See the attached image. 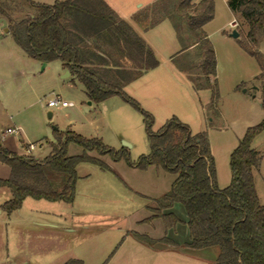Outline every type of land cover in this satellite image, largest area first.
<instances>
[{"label": "trees", "instance_id": "trees-1", "mask_svg": "<svg viewBox=\"0 0 264 264\" xmlns=\"http://www.w3.org/2000/svg\"><path fill=\"white\" fill-rule=\"evenodd\" d=\"M19 1L34 12L16 19L4 0H0V16L7 20L15 42L33 59L42 62L60 60L84 85L91 101L99 103L118 96L141 113L150 151L133 161L126 147L115 150L101 138L86 137L67 129L54 130L55 141L50 142V153L38 159L8 150L0 137V162L10 168L9 177L0 178V187H8L12 193L3 208L12 212L27 197L72 203L80 163L108 168L100 157L91 154L97 151L100 155L110 154L116 161L126 160L135 168L157 166L176 175L161 207L176 202L185 206L191 235L189 246L218 247V264H264V205L259 200L253 175V170L261 164L262 154L252 147L255 137L264 130V118L246 130L232 151L229 161L231 182L227 187L219 188L207 133L194 134L177 116L168 119L154 132L153 115L124 91L125 85L160 63L152 48L128 22L120 19L104 0H57L53 4ZM172 2L160 0L151 9L156 13ZM228 5L248 26L239 44L257 60L261 69L257 78L261 80L264 109V54L259 49L264 42V0H229ZM214 13V0L199 3L178 0L171 13L164 15L173 20L180 33L182 22L176 17L186 14L188 28L195 36L194 43H202L203 60L199 70L204 76L205 87L213 91L211 107L219 96L217 81H211V77L217 75V59L202 27L213 19ZM160 20L152 19L147 27L156 26ZM193 68L190 66L186 70L189 78L197 82ZM70 143L80 145L82 154L69 155ZM163 216L166 225L178 221L174 215ZM64 264L84 262L72 258Z\"/></svg>", "mask_w": 264, "mask_h": 264}, {"label": "rangeland", "instance_id": "rangeland-1", "mask_svg": "<svg viewBox=\"0 0 264 264\" xmlns=\"http://www.w3.org/2000/svg\"><path fill=\"white\" fill-rule=\"evenodd\" d=\"M39 1L50 4L55 2V0ZM176 1L178 0H173L172 5L167 8H159L158 14L152 19L156 20L166 13H171ZM228 1L214 0L217 14L207 26L209 40L216 53L217 75L213 81H217L219 96L213 107L203 108L205 114L201 121L204 128L199 131L207 133L215 166L221 174L224 165L228 169V152L233 142L235 143L236 136L243 138L249 127L263 120L249 125L254 120L253 115L263 109L260 102L262 97L260 80L253 78L260 73V67L257 60L239 44V39L247 33L248 26L238 13L230 9ZM4 3L16 19L25 16L26 13L34 12L28 6L22 5L19 0H4ZM186 17L184 16L183 19ZM232 19L239 23L238 27L234 26L235 29L241 27L242 35L239 30L238 38L231 36L235 29L227 24ZM188 27L187 23L181 25L182 36L189 30ZM180 43L185 44V41L180 39ZM202 49L203 47L199 46L192 51L195 60L198 56L196 53L200 54ZM259 49L264 54V42ZM186 55L173 62L178 69ZM257 86L259 88L256 91L254 87ZM202 90L205 91L201 94L202 97L209 95L211 102L212 89ZM124 91H127L126 85ZM253 91L256 97L252 96ZM57 95H61L71 104L67 107H49L48 101ZM115 99L121 101L119 98ZM89 102L84 85L73 75L68 74L60 60L48 62L43 68L41 61L31 58L15 42L12 34L4 32L0 27V136L3 143L15 147L21 153L24 149L20 148L19 143L24 139L35 145L27 155L44 158L51 151L50 142L55 141L53 132L57 127L60 131L71 129L77 133L83 132L87 137L105 136L106 139L103 141L111 140L115 149L126 147L133 161L149 153L150 141L141 113L123 102H120L122 103L120 107H113L114 102H93V104ZM173 107L177 112H181L182 115L179 116L182 119L189 121L192 132L196 134L199 128L197 115H190L187 113L190 112L189 110L186 112L189 115H185V112ZM49 112H52V117H49ZM165 112L162 110V113L159 111L158 115H153L154 132L160 130L166 120L173 117V115H165ZM175 116L181 119L178 115ZM16 126H20V131L5 133L9 127ZM110 127L118 134L117 136L112 137L109 132ZM123 140L134 145L128 146ZM252 147L264 149V130L255 137ZM82 152L83 148L80 145L69 144V155H79ZM91 154L112 165L113 169L102 175L101 168L97 167L96 174L92 172L93 164H80L76 207L81 208L84 213L81 216L69 217V221L73 219L77 231L68 235V258L83 256L86 264H106L109 255L123 237L119 231L111 228L112 224L118 223L123 226L129 221L135 224V220L147 215L143 206L149 200L134 193L133 186L146 190L149 196L161 195L170 188L176 175L157 166H152L148 172H144L132 168L126 160H114L110 154L100 155L97 151H92ZM11 197V190L8 187H0V201ZM29 199L35 201L33 198ZM176 206L182 213L185 212L182 203L179 202ZM126 214L130 215V219H125ZM0 219H3V216H0ZM11 228L3 220L0 222V264H22L14 256L15 242L12 239Z\"/></svg>", "mask_w": 264, "mask_h": 264}, {"label": "crops", "instance_id": "crops-1", "mask_svg": "<svg viewBox=\"0 0 264 264\" xmlns=\"http://www.w3.org/2000/svg\"><path fill=\"white\" fill-rule=\"evenodd\" d=\"M34 1L47 3L39 0ZM104 1L120 19L128 22L134 31L146 41L160 62L157 67L144 71L136 79L127 84V91L125 92L135 98L141 106L152 115H158V112L160 111V113H162V110L166 111L165 115H182L180 114L181 112H177L173 106L177 107L180 111L185 112V115H189L186 114L187 110H189L190 112L187 113H190V115H197L196 120L197 123H199L197 132L199 133V131L204 128L203 121H201L203 114H205L203 108L210 106L211 103L209 95H204L203 97L201 95L205 92L202 89L206 88L204 76L201 75L199 70V65L203 60V49L200 54L196 53L198 55L197 60L194 59V53L192 52L197 47L202 46V43H194L195 36L192 34L190 29L185 33V37L182 36V33L177 31L173 20L169 17L163 16L156 26L147 27V25L152 21L153 16L158 14L157 12L153 13L151 7L160 0ZM200 1L201 0H193L194 3H199ZM216 14L215 7L213 19H215ZM178 16L179 17H176V19L181 20L182 24L188 23L186 18L183 19L186 15L183 14ZM1 17L2 16H0V18ZM212 20L205 23L202 27L208 38L210 34L207 31V26ZM233 20L234 19L230 20L227 24L232 26ZM232 28L235 29L234 26H232ZM236 30L239 32L238 28H236ZM180 39H183L185 44H181ZM189 40L190 42H188ZM185 54H187V57L184 59V62L178 66V69L173 62ZM42 63L43 68L48 65V62ZM190 66L194 67L193 76L197 78V82L189 78L190 74L186 69ZM67 71L69 72V75H71L68 69ZM260 73L255 75L253 78L257 80ZM213 79L214 78L211 77V81H213ZM260 83L259 86H261ZM258 88V86L254 87V90L257 91ZM252 93V96L256 97V93L254 91ZM115 98H119L121 101H116ZM106 102H114L112 103L113 107H120L122 104L120 102L128 104L118 96L111 97L99 103ZM260 102L262 106V97H260ZM70 104L71 103H69V105ZM89 104H93V101L90 100ZM162 106H164L163 109ZM263 118L264 111L262 109V111L258 112L256 115H253L254 120L249 125L255 124ZM181 121L186 124L188 123L187 125H189L188 120L182 119ZM15 128H18L19 131L21 129L20 126H16ZM57 130L59 129L57 128ZM109 132L112 137L118 135L111 127ZM81 135L84 136V133ZM98 138H101L102 140L106 139L105 136ZM240 139L241 136L237 135L235 143L233 142V145L230 147L228 152L229 161L230 155L234 148L238 145ZM110 141L111 140H105L104 143L115 149L112 147L114 144H111ZM123 142L126 145L128 143V146L134 145L129 141L123 140ZM19 144L20 148L24 149V152L19 153V150L15 147L3 143L8 150L16 152L19 155H27L30 153L28 152V147L32 143H28L23 139L20 140ZM256 150L262 154V161L260 166L253 170V175L259 200L264 205V149ZM229 161L227 165L228 169L226 165H224L225 168L223 170V174H221L218 167L215 166L216 181L219 188H225L231 182V169ZM80 164L77 166V173ZM106 164L108 165V168L106 169L93 164L94 167L92 168V172L96 173L97 167H99L101 168L100 174L104 175V172H108L110 169H113L112 165L109 163ZM151 167L152 166L147 169L140 170L148 172ZM9 175V166L0 162V178L5 179L8 178ZM99 177L103 176L99 175ZM78 184L79 178L76 184V193L78 190ZM171 186L165 193L157 196H149V192H146V190L133 186L132 191L134 193L144 196L149 200L148 203H145L143 206L147 211V215L143 216V218H140L139 220H135V224L131 221L127 222V224H124L123 226L118 223L115 225L112 224L113 226H111V228L119 231L123 237L122 240L117 243L114 251L109 255L106 264H218V247L210 246L204 248H193L189 246L191 242V235L186 208L183 213L181 209L178 210L176 204L179 202H176L166 208L161 207V201L170 191ZM29 198L31 197L25 198L21 206L12 212H8L3 208L4 203L10 198L0 201V216H3V219H0V222L3 220L7 226L10 225L12 227V239L15 242V258H17L22 264H64L67 260L72 258L81 259L84 264H86V260L83 256H69L70 258H68L69 251L67 238L69 234L77 231V227L73 225V219L69 221V217L81 216L84 213L81 208L76 207L77 194L75 195V199L72 203H66L64 201H48L44 199H34L35 201H30ZM169 214L174 215L178 221L171 225H166L163 215ZM126 218L130 219V215L126 214L125 219Z\"/></svg>", "mask_w": 264, "mask_h": 264}, {"label": "built area", "instance_id": "built-area-1", "mask_svg": "<svg viewBox=\"0 0 264 264\" xmlns=\"http://www.w3.org/2000/svg\"><path fill=\"white\" fill-rule=\"evenodd\" d=\"M237 25H238L237 20H233L232 26H237ZM48 106L49 107H67L69 106V102L63 99L61 95H57L48 101ZM18 130H19L18 128H8L6 133H15V132H18ZM34 148H35V145L30 144L28 147V152H30Z\"/></svg>", "mask_w": 264, "mask_h": 264}, {"label": "water", "instance_id": "water-1", "mask_svg": "<svg viewBox=\"0 0 264 264\" xmlns=\"http://www.w3.org/2000/svg\"><path fill=\"white\" fill-rule=\"evenodd\" d=\"M0 27H1V29H3L4 32H9L8 22L3 17L0 18ZM231 36L234 38H238L239 32L235 29L232 32ZM68 74H69V72H68ZM48 114H49V117H52V112H49ZM55 130H57V127H55ZM127 145H129V144L127 143Z\"/></svg>", "mask_w": 264, "mask_h": 264}]
</instances>
